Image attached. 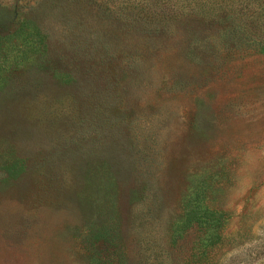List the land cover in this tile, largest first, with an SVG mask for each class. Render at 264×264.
I'll return each instance as SVG.
<instances>
[{"label": "rangeland", "instance_id": "1", "mask_svg": "<svg viewBox=\"0 0 264 264\" xmlns=\"http://www.w3.org/2000/svg\"><path fill=\"white\" fill-rule=\"evenodd\" d=\"M0 264H264V0H0Z\"/></svg>", "mask_w": 264, "mask_h": 264}]
</instances>
